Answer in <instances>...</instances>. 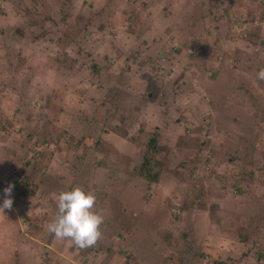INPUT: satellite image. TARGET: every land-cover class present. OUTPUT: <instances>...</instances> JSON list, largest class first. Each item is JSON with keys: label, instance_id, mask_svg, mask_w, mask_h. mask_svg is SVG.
<instances>
[{"label": "rangeland", "instance_id": "1", "mask_svg": "<svg viewBox=\"0 0 264 264\" xmlns=\"http://www.w3.org/2000/svg\"><path fill=\"white\" fill-rule=\"evenodd\" d=\"M261 69L264 0H0V264H264Z\"/></svg>", "mask_w": 264, "mask_h": 264}, {"label": "clouds", "instance_id": "2", "mask_svg": "<svg viewBox=\"0 0 264 264\" xmlns=\"http://www.w3.org/2000/svg\"><path fill=\"white\" fill-rule=\"evenodd\" d=\"M257 76L264 80V69H261ZM12 189L11 184L4 189L6 198L0 206V211L11 210ZM56 200L57 212L55 218L47 224V231L59 240H72L80 249L94 246L102 236L100 226L104 222L103 215L94 210L95 194L80 186H73L70 190L61 191Z\"/></svg>", "mask_w": 264, "mask_h": 264}, {"label": "trees", "instance_id": "3", "mask_svg": "<svg viewBox=\"0 0 264 264\" xmlns=\"http://www.w3.org/2000/svg\"><path fill=\"white\" fill-rule=\"evenodd\" d=\"M117 130H118L119 133H121L118 128H117ZM126 134H127V132L123 133L122 135H126ZM162 147L163 146L159 143V137L157 136V134L156 135L154 134L153 136H151V138L149 140V143H148V146H147V148H148L147 155L151 154V151L154 152V153H157V151L160 150ZM146 157H147V161L150 162L149 161L150 160L149 156H146ZM154 160H156V158H154ZM147 161H145L141 167H142V169H145L146 170V174L147 175L150 174L151 177L154 178V176L157 173H154V174L151 173V171H152L153 168L146 169L147 167L151 166V165H148L147 164ZM153 163L156 164V166L158 165V162H156V161H153Z\"/></svg>", "mask_w": 264, "mask_h": 264}]
</instances>
